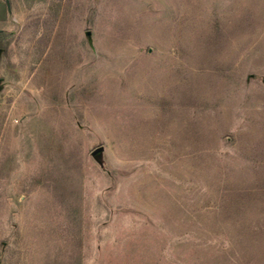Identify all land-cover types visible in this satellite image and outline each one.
<instances>
[{"label":"rangeland","instance_id":"374dc122","mask_svg":"<svg viewBox=\"0 0 264 264\" xmlns=\"http://www.w3.org/2000/svg\"><path fill=\"white\" fill-rule=\"evenodd\" d=\"M0 264H264V0H0Z\"/></svg>","mask_w":264,"mask_h":264},{"label":"water","instance_id":"95a60500","mask_svg":"<svg viewBox=\"0 0 264 264\" xmlns=\"http://www.w3.org/2000/svg\"><path fill=\"white\" fill-rule=\"evenodd\" d=\"M101 150H102V148L97 149V150L94 152V154L100 152Z\"/></svg>","mask_w":264,"mask_h":264}]
</instances>
